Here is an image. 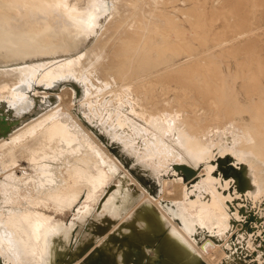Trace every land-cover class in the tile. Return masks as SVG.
<instances>
[{
    "label": "bare ground",
    "instance_id": "obj_1",
    "mask_svg": "<svg viewBox=\"0 0 264 264\" xmlns=\"http://www.w3.org/2000/svg\"><path fill=\"white\" fill-rule=\"evenodd\" d=\"M117 1L0 0V65L54 46L75 52ZM126 1L133 13L106 19L89 49L53 66L0 67V264H264V63L251 61L255 73L226 62L248 32L217 39L212 24L198 26L195 42L163 13L170 0ZM37 106L47 110L36 117ZM124 106L158 131L150 148L112 131ZM19 150L33 174L10 169ZM33 193L53 208L19 209Z\"/></svg>",
    "mask_w": 264,
    "mask_h": 264
},
{
    "label": "rangeland",
    "instance_id": "obj_2",
    "mask_svg": "<svg viewBox=\"0 0 264 264\" xmlns=\"http://www.w3.org/2000/svg\"><path fill=\"white\" fill-rule=\"evenodd\" d=\"M104 1H105L106 5H110V3L114 4V0H104ZM166 1H169V0H165V2ZM150 4L151 3L149 2L148 6H150ZM144 5H145L144 7H146L145 3H144ZM175 5H177V6H175ZM115 6H117L116 7L117 12L114 10L110 11V12H109V10L104 11V13L101 16H99L98 24L92 32L77 35V37H76V51L75 52L66 53L63 50L57 51L58 47L54 46L52 49L56 50V52L43 53V52L39 51V52L34 54L35 56L32 54V55L27 56L25 59L20 60V61H9L5 65H0V67L10 68V67H15V66L24 65V64H37L39 62H43L42 64L48 63L49 66H53L56 63L60 62V60L67 59V58H69V56L71 57L72 55L75 56V55L81 53L84 49H89L90 46L95 41V39L98 37V34L99 35L101 34V30H102L101 26L104 24L106 19L115 18V20H117V19L122 20L126 17V15L128 13H133L132 8L129 6L128 1H126V0H118L115 3ZM151 6H152V4H151ZM163 6L164 5L161 6V8L164 9L163 13L173 15L176 19H179L178 20L179 24H180V26H183V32H184L185 36L187 37V39H190L192 41H195L193 38L195 35H197V31L199 28L198 26H203V28H207L208 26H210L212 24L211 25V27H213L212 31L207 33V34L211 37H216L217 39L229 38V37H233V36L237 37L238 36V34H237L238 30L240 32H244V31L246 33L248 32L247 36H245L246 38L244 37L241 39L243 41L245 39L246 40L244 42L239 40V42H238L239 44H242V45H241V48L239 49L237 58H233V57H231V55L229 57H227L228 60H226V62L228 61L227 64L230 65L232 68L237 67L239 69V68H241V66L242 67L244 66L243 70L247 69V71L250 70V71L257 73L256 70H254V67L250 64L251 61L257 62L258 60H261L264 63V60H263L264 59V0H200V3H197V4H193L192 0H170V2L165 3V6L164 7ZM190 6H192V7H190ZM178 8H184L185 11L191 10L190 11L191 15H190L189 19H187L183 14L178 12L177 11ZM174 9H176V10H174ZM110 13H111V15H110ZM116 16L119 18H117ZM203 22H205V23H203ZM195 27H198V28H196L197 31L195 30ZM230 30H232V31L230 32ZM226 31H228V32H226ZM232 33H235V34H232ZM171 36L173 38H175L176 35L174 33H172ZM154 37H158V35H156ZM247 37H248V39H247ZM246 41H248V42H246ZM242 46H243V48H242ZM231 47H233V45ZM212 48H214V47H212ZM247 55H249V57ZM110 57H112V55H110ZM229 60H230V62H229ZM237 63H238V65H237ZM246 63H247V66H245ZM48 65L44 66V68L49 67ZM261 69H264V67H262ZM37 76H40V73H38ZM15 80H17V79H15ZM65 86H67V87L65 88ZM42 87H43L42 83L36 84V89H37L36 92L38 95L44 94V91H42L43 90ZM62 88L63 89L65 88L68 91L69 86H68L67 82L63 86H61L59 88L60 90H58V91L61 92L63 90ZM66 99H67V97H66ZM67 100L69 101V99H67ZM57 101H56L57 102L56 105L59 104L60 99ZM70 103L72 104V100L70 101ZM108 104H111V103H108ZM112 106H114V107H112ZM37 107H38L37 112L35 114L36 117L39 114H41L42 112L47 110V108L45 106H43V107L37 106ZM84 107H85V109H87V106H84ZM108 107L111 110L110 111L111 114H114L116 111L119 110L117 106L115 107V105H112V104L108 105ZM130 107L131 106H124L122 108V111H124V113H120L119 116L121 117V119H122V117L125 119V120H123L124 124L120 125L119 123H116L114 125V127H116V128L112 127V131L116 130V132L119 131V132L123 133L122 136L126 139V140L124 139L126 141V143L131 142L132 146L135 147L136 150L141 151L143 149L150 148L149 145L151 144V141H153V142L155 141L156 136L158 134V131L154 130L142 118L133 114ZM128 110H129V112H128ZM72 112L75 115V117L77 118L79 124L83 128H87L88 131L91 134H93L92 132H94V131L91 132V130L89 129L90 126L88 123L89 121H88L87 116H85L81 110H77V112L75 110H73ZM123 114H125L127 116V118H125L124 117L125 115H123ZM70 119H72V117H70ZM28 121H30V119ZM28 121H26V122H28ZM26 122L22 123L21 125L25 124ZM113 123H115V120L111 121L112 125H113ZM133 123L136 124L137 126L134 125ZM21 125H18L15 128H18ZM95 125L100 132H102L104 135H107V133L105 132V130H103V128L99 124V122L95 123ZM106 125H107V123H106ZM138 125L141 128V130L139 129ZM145 130H147V132ZM94 134H95V132H94ZM124 134H126V135L124 136ZM148 136H149V138H148ZM131 138L133 140H131ZM164 140L169 145H171L173 147L175 153L179 152L180 154H184L172 139H169V138L166 139L164 137ZM222 140L225 141V138L222 137ZM220 144H222V142ZM248 145H249V148L251 147L253 152L260 154L259 150L255 147L253 141H249ZM21 150H23L24 152L26 151L25 148H22ZM23 151L19 150V151H17L18 153L16 152L15 154H12L13 155L11 158L12 161H11V165L9 166L10 169H13L12 171L17 176H21L20 175V171L22 170L21 168H23V170L27 174H29V173L33 174L34 170H35V166H36L35 163L34 164L31 163L32 161H31L30 155L28 153L24 154ZM185 160L183 163L190 164L193 167L196 166L193 164L192 160L189 159L187 156H186ZM29 161H30V163H29ZM14 163L16 164V166ZM28 163L30 166L28 165ZM25 164L28 166H26ZM12 165H13V167H12ZM22 166H26L25 169ZM14 167H16V168H14ZM201 170H203V169H201ZM169 186H170V184L168 185V187ZM246 200H248V198ZM54 204H55V202L50 197V195H48L46 193H33L30 196H28L27 198H25L24 201H22V203L18 206V208L23 210V211H26V212H30L32 210L33 211L42 210V209H43L42 211H46V210L48 211L49 209L53 208L52 206ZM258 205L261 207V208L259 207L261 213L258 214V217L260 218V222L263 223V229H264V203L258 204ZM38 207H39V209H38ZM255 207L256 206H254L253 209ZM70 212H71L70 209H67V208L64 209V212L61 213L62 219L67 220V218L70 217ZM262 235H264V233H262ZM7 249L11 253H14V251L11 248H7ZM210 250L213 251L212 247H210L209 249L207 248L206 251L211 253Z\"/></svg>",
    "mask_w": 264,
    "mask_h": 264
}]
</instances>
